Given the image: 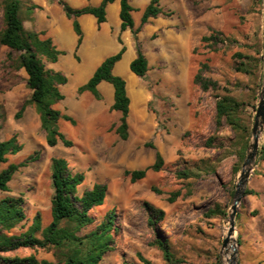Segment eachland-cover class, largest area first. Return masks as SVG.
<instances>
[{
	"label": "rangeland",
	"instance_id": "374dc122",
	"mask_svg": "<svg viewBox=\"0 0 264 264\" xmlns=\"http://www.w3.org/2000/svg\"><path fill=\"white\" fill-rule=\"evenodd\" d=\"M62 1L73 8L93 7L98 2ZM148 2L129 0L134 28L139 27ZM2 4L0 0V30ZM160 4L168 13L161 18L169 24L155 29L158 18L142 26L140 36L136 35V43L142 50L145 48L150 62L147 75L140 79L138 86L135 84L138 77L125 63L114 72L115 76L124 77L126 86L128 81L134 85L126 90L131 100L127 140L119 139L115 133L114 125L118 124L120 113L104 107L107 96L100 94L96 98L89 91L78 93L81 86L76 77L78 67L70 64V54L61 53L51 63L36 48L46 69L67 79L58 86L64 98L53 108L75 121L71 124L60 119L56 124L72 142L71 147L61 143L48 147L34 106H27L20 118L15 117L31 91L26 86L24 70L15 60H6L9 50L0 46V138L8 140L16 136L21 146L18 153L8 156L2 168L10 163H23L36 153L38 156L13 175L8 192L0 193V199L16 197L23 201L25 219L8 234L24 233L36 216L42 228L50 223V159L58 157L67 161L72 172L84 174L78 195L95 183L107 186L104 204L89 213L93 223L78 234H88L109 212L115 213L113 250L104 255L100 264H140L138 254L152 264H229L230 260L225 259L227 254L230 259L234 256L232 264H264V161L259 157L264 127L258 155L244 189L252 194L244 193L237 206L234 234L227 249H222L264 80L263 0H160ZM45 11L48 16L43 18ZM18 15L27 31L35 33L39 40L50 39L58 51L59 43L66 38L67 23L73 32L56 0H18ZM108 23L112 24V15ZM55 28L60 31L55 33ZM211 30L219 34L216 51L201 40ZM238 54L256 58L258 66L244 73L241 64L245 60ZM80 61L81 70L88 66L87 60ZM201 63L208 67L203 76L215 82L218 91L203 92L194 83ZM224 94L241 104L239 117L248 126L241 162L238 158L241 136L226 123L220 128L215 125L216 96ZM89 108L98 115L94 121L86 114ZM156 153L163 159L161 169L148 170L144 178L131 182L125 171L151 166ZM144 203L163 212L164 217L156 226L148 225ZM216 207L225 215L213 214L211 211ZM155 239L168 242L174 257L172 262H167L151 246ZM0 256L58 261L50 248H19Z\"/></svg>",
	"mask_w": 264,
	"mask_h": 264
},
{
	"label": "trees",
	"instance_id": "16d2710c",
	"mask_svg": "<svg viewBox=\"0 0 264 264\" xmlns=\"http://www.w3.org/2000/svg\"><path fill=\"white\" fill-rule=\"evenodd\" d=\"M68 20H71L72 29L77 35V47L81 43L82 32L78 22V17L86 14L94 15L97 23L105 21L106 5L115 0H102L96 7L73 8L62 0H56ZM121 21V31L130 29L136 44V57L130 62L131 73L139 78H144L148 72V62L140 46L136 43V35L140 28L149 23L150 19H155L159 15H168L161 5L160 0H150L140 18L139 27L134 28L131 12L133 10L128 0H119ZM3 27L0 30V46L6 47L8 56L6 60H15L20 69H23L27 78L26 86L31 91L30 97L23 103L15 117L20 118L25 108L34 106L39 116L40 127L45 132V142L48 147H54L61 143L64 147H71L72 142L68 140L56 127L60 119L74 124L73 118L61 113L53 108V105L63 100L64 96L59 92L58 86L67 82L64 75L46 69L43 61L39 58L36 48H39L51 63H55L57 57L62 53L56 50L50 39L39 40L35 33L27 31L18 15V0H3L2 4ZM218 33L211 30L209 36L201 40L207 43L212 51H216ZM119 43L122 44L121 39ZM125 48L115 55L105 58L95 69L89 80L78 88V93L89 91L94 97H98L97 86L101 82H107L114 89L113 104L110 111L120 113L115 133L121 140H127L129 135L128 116L130 112V98L127 95L126 82L122 77L113 74L114 65L120 61ZM244 62L241 64V71L250 72L253 66H258L259 61L241 56ZM208 70L205 63H201L194 78V83L201 91H218L217 84L205 78L203 73ZM215 105V125L220 128L224 123L228 124L237 134L242 142L239 148L238 158L241 162L247 144L248 126L239 117L240 103L230 95H218ZM211 137L208 139L210 140ZM21 150L17 144L16 136L8 140L0 138V193L9 191V182L13 175L25 164L36 161L37 153L29 156L23 163H10L2 168L8 161V156L14 155ZM259 157L264 161V144L260 148ZM163 159L159 153L155 155V161L151 166L142 170L125 171L130 175V181L135 182L144 178L148 170L159 171L162 167ZM190 174V173H189ZM187 175V174H186ZM50 178L52 186V197L50 201L51 221L44 228L41 227L39 216H36L31 226L19 235H9L8 233L25 219L23 201L21 198L4 197L0 199V253L14 251L19 248H50L54 250L57 262L46 260L37 261L33 256L3 257L0 256V264H100L104 255L113 250L112 231L114 228L115 213L109 212L105 219L93 231L80 236L79 232L86 226L93 223L94 219L90 212L104 204L107 186L103 183H95L90 189L78 195V187L84 182L85 176L80 172H72L68 163L63 158L52 157L50 159ZM245 195L252 194L250 190H245ZM175 196V195H174ZM170 199V201H172ZM147 213V223L149 226H156L164 214L144 203ZM213 214L225 215L218 207L212 210ZM40 235V237H39ZM152 247L158 249L167 262L173 261L168 242L155 239L150 243ZM140 264H152L148 259L138 254ZM177 262V261H176ZM136 264V263H124ZM214 264H219L214 263Z\"/></svg>",
	"mask_w": 264,
	"mask_h": 264
},
{
	"label": "crops",
	"instance_id": "0c3cea01",
	"mask_svg": "<svg viewBox=\"0 0 264 264\" xmlns=\"http://www.w3.org/2000/svg\"><path fill=\"white\" fill-rule=\"evenodd\" d=\"M101 2H102V0H98V2L93 7L98 6ZM147 4L145 5V7L147 6ZM145 7H144V9H145ZM119 11H120L119 0H115L112 3H109L106 5L105 21L101 24H98L96 17L94 15H91V14H86V15H82V16L78 17L77 20L79 22L80 29L82 32L81 43L79 44L78 47H77L78 37L74 33V31L72 32L70 30V26L67 23L68 27L66 30V38L64 39V41L59 43V45H58L59 51L62 52L63 54L65 52L70 54L69 60H70L71 65H76L77 67H79V66L81 67V65L79 64L81 62L80 61L81 58L84 59L85 61L86 60L88 61V66L86 68H83L82 70L79 68L77 70L78 71V73H76L77 75L82 74L81 75L82 79H79V82H80L79 86L80 85L82 86L83 84H85L89 80V78L92 76L95 69L100 65V63L105 58L118 53V51L121 49L122 46L125 48V51H124L120 61H118L114 65L113 74H115L114 72H115V69H117L116 67H119V66L121 67V65H122V68H123V63H125V65H127L129 67L130 62L136 57V50L134 51V47L136 46V44H135V41L132 37L130 29H126L124 31H121V21L119 18ZM142 13H143V11H142ZM45 15L48 16L47 11L44 12L42 17L45 18ZM110 15H112V24L108 23V18ZM64 16H65V14H64ZM161 17H164V15H159L155 19H150L149 23H151L152 21L157 20L159 18L158 26L155 29H157V28L159 29L161 27L167 26L169 24V21L163 20ZM68 21L71 24V20H68ZM149 23L143 25V27L147 26ZM54 26H56V25L54 24L53 27ZM71 27H72V24H71ZM143 27H142V29H143ZM59 31H60V29L58 30V28H57L54 32L58 33ZM63 32H65V31H63ZM140 33H141V31L138 33V37L140 36ZM41 34H44V32L42 31ZM44 36H45V34H44ZM119 39H121L122 44L119 43ZM142 52L147 59L148 71H149L150 62L147 58L145 48L142 50ZM82 63H85V62H82ZM117 72H118V74L121 73L120 71H117ZM122 78L124 79V77H122ZM140 79L141 78L138 77L135 80V84L138 86L140 84ZM97 93H98L97 98H99L100 94L108 97V103L104 107L110 110V106L113 104V93H114V89H113L112 85L107 83V82H101L97 86ZM127 95H129V94L127 93ZM129 98H130V96H129ZM130 106H131V100H130ZM86 114H87V116H89L91 118V119L90 118H88V119H90L92 121L96 120L97 119L96 117L98 116L94 112L93 108L87 109ZM129 114H130V112H129ZM128 118H129V116H128Z\"/></svg>",
	"mask_w": 264,
	"mask_h": 264
},
{
	"label": "water",
	"instance_id": "95a60500",
	"mask_svg": "<svg viewBox=\"0 0 264 264\" xmlns=\"http://www.w3.org/2000/svg\"><path fill=\"white\" fill-rule=\"evenodd\" d=\"M263 9H264V0H263ZM263 127H264V80L259 95V100L256 106L253 124L251 127V141L248 145L247 153L242 164V169L240 170L238 181L235 186L233 203L230 208L231 212L229 213V230L227 233V237L222 241V249H227L228 244L230 242V237L234 234L237 206L244 195V191H245L244 189L246 187L251 171L253 169L254 161L258 155L259 141L263 131ZM234 261L235 258L233 255H231L230 264H232V262Z\"/></svg>",
	"mask_w": 264,
	"mask_h": 264
},
{
	"label": "bare ground",
	"instance_id": "6f19581e",
	"mask_svg": "<svg viewBox=\"0 0 264 264\" xmlns=\"http://www.w3.org/2000/svg\"><path fill=\"white\" fill-rule=\"evenodd\" d=\"M110 44H111V43H110ZM81 66H83V64H82ZM79 67H80V66H79ZM79 67H78V69H79ZM80 69H81V67H80ZM81 75H82V74H78L76 77H78V79H82V78H81ZM133 86H134V85H133ZM133 86H131L130 83H129V81H128V83H127V90H129V88H130V87H133ZM225 259H226V260H231L229 254L226 255ZM229 264H230V262H229Z\"/></svg>",
	"mask_w": 264,
	"mask_h": 264
}]
</instances>
